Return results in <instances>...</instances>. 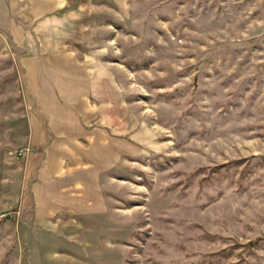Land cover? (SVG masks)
<instances>
[{"label":"rangeland","instance_id":"374dc122","mask_svg":"<svg viewBox=\"0 0 264 264\" xmlns=\"http://www.w3.org/2000/svg\"><path fill=\"white\" fill-rule=\"evenodd\" d=\"M65 1L0 0V264H264V0ZM37 70L93 97L34 100ZM69 156L100 212L46 218Z\"/></svg>","mask_w":264,"mask_h":264},{"label":"crops","instance_id":"0c3cea01","mask_svg":"<svg viewBox=\"0 0 264 264\" xmlns=\"http://www.w3.org/2000/svg\"><path fill=\"white\" fill-rule=\"evenodd\" d=\"M54 6H61L66 1L65 0H46ZM55 7V8H56ZM61 17H56L55 19H51L47 23V28L43 30L44 32H69V27L63 22V17H67V14H61ZM37 32H42L40 28H36ZM52 63L57 65L59 68L57 72L58 76L65 73L62 72L63 68L75 67L83 70L85 65L76 61H69L68 64H64L66 60L69 59V56L66 55V51L61 45H53L52 46ZM38 63L41 62V59H36ZM64 64L65 66H62ZM80 65V66H79ZM42 70H37L36 77H40L38 81H36V88L31 86V94L33 95L34 100L38 101H83L85 99H91L93 96V89L90 85H86L84 83L83 71L82 78L75 77V75L71 78L69 77H54L47 78ZM40 73L43 76H40ZM72 111V110H71ZM73 112L72 114H75ZM75 140L67 139L63 144L73 145L75 148ZM76 149V148H75ZM75 155V151H73ZM73 156V155H72ZM69 156L65 158V167L60 166L56 160L50 164L48 168H45L46 175L42 178L41 182H44L42 186L41 182L36 186V188L32 189L31 195L33 199H36L37 206L44 204L45 209V217H49V212L53 211L52 207H49V204L52 203L56 205L58 209H55L57 212H69L75 220L76 216H86L98 214L100 212L99 206L101 205V184L99 182V170H96L94 164L92 162L84 163V160L72 158ZM68 164H67V163ZM79 163V164H78ZM87 164L88 166H84ZM95 174L97 176L95 177ZM42 182V183H43ZM43 207V205H42ZM41 212L42 209H39ZM50 210V211H49ZM55 212V211H54Z\"/></svg>","mask_w":264,"mask_h":264}]
</instances>
